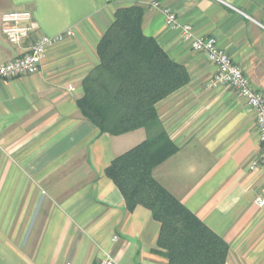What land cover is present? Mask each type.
I'll list each match as a JSON object with an SVG mask.
<instances>
[{
    "label": "crops",
    "instance_id": "crops-1",
    "mask_svg": "<svg viewBox=\"0 0 264 264\" xmlns=\"http://www.w3.org/2000/svg\"><path fill=\"white\" fill-rule=\"evenodd\" d=\"M131 5L144 8L142 32L186 67L189 81L155 104L158 127L112 135L87 120L76 99L114 11ZM162 7L195 34L215 38L264 94V0H0V15L29 10L38 27L14 46L0 23V64L39 34L72 32L47 49L35 73L0 82V160L9 165L0 177L39 188V200L15 226L14 250L0 249V264H99L104 252L115 264H166L153 251L160 223L143 206L127 210L104 174L158 128L176 151L153 177L228 243L225 264H264V208L255 204L264 176L249 169L260 151L254 111L231 88L208 85L216 66L166 24Z\"/></svg>",
    "mask_w": 264,
    "mask_h": 264
},
{
    "label": "trees",
    "instance_id": "trees-1",
    "mask_svg": "<svg viewBox=\"0 0 264 264\" xmlns=\"http://www.w3.org/2000/svg\"><path fill=\"white\" fill-rule=\"evenodd\" d=\"M144 8L119 7L96 46L98 64L81 82V114L101 132L158 127L155 104L189 81L157 41L142 32ZM176 151L163 129L112 159L104 174L127 210L143 206L160 223L156 253L166 264H225L229 245L163 187L152 170Z\"/></svg>",
    "mask_w": 264,
    "mask_h": 264
},
{
    "label": "built area",
    "instance_id": "built-area-1",
    "mask_svg": "<svg viewBox=\"0 0 264 264\" xmlns=\"http://www.w3.org/2000/svg\"><path fill=\"white\" fill-rule=\"evenodd\" d=\"M151 5L158 7L159 4L152 1ZM161 12L165 17L166 24L171 28L178 29L180 38L187 42L192 50L202 53L209 62L216 66V72L208 81V85L214 88H231L253 109L259 134L260 151L256 159L249 164V169H261L264 176V94L250 85L243 70L233 63L227 53L218 46L215 38L204 34H195L189 23L180 22L176 14L167 7H162ZM0 23L3 37L10 45L14 46L23 44L38 30L33 14L29 10L4 12L0 15ZM71 34V30L55 35L39 34L31 41L22 55L0 64V82L35 73L45 58L47 49ZM255 204L258 208H264V182L261 193L255 198ZM116 238L114 236L113 240ZM99 264H115V260L111 253L104 252Z\"/></svg>",
    "mask_w": 264,
    "mask_h": 264
},
{
    "label": "rangeland",
    "instance_id": "rangeland-1",
    "mask_svg": "<svg viewBox=\"0 0 264 264\" xmlns=\"http://www.w3.org/2000/svg\"><path fill=\"white\" fill-rule=\"evenodd\" d=\"M9 165L0 160V174L7 170ZM12 169V166H11ZM29 179L0 177V249L14 250L13 237L16 225L25 221L30 213V204L39 200L35 185L30 189ZM22 222V224H24ZM20 231V227L18 228Z\"/></svg>",
    "mask_w": 264,
    "mask_h": 264
}]
</instances>
